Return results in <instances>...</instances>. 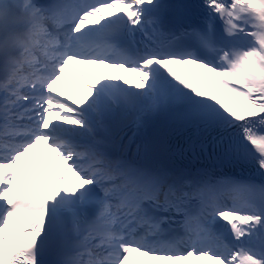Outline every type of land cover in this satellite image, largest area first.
Instances as JSON below:
<instances>
[{"label":"snow or ice","instance_id":"1","mask_svg":"<svg viewBox=\"0 0 264 264\" xmlns=\"http://www.w3.org/2000/svg\"><path fill=\"white\" fill-rule=\"evenodd\" d=\"M133 253L264 264V0H0V264Z\"/></svg>","mask_w":264,"mask_h":264}]
</instances>
